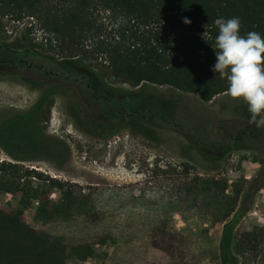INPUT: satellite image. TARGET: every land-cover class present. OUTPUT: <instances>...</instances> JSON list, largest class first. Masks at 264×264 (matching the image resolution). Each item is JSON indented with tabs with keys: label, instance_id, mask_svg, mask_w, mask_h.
I'll return each instance as SVG.
<instances>
[{
	"label": "rangeland",
	"instance_id": "1",
	"mask_svg": "<svg viewBox=\"0 0 264 264\" xmlns=\"http://www.w3.org/2000/svg\"><path fill=\"white\" fill-rule=\"evenodd\" d=\"M106 14L101 22L111 30L117 21ZM13 18L2 17L0 44L26 49L29 55L18 57L44 62L48 71L70 72L72 83L52 84L44 70L28 69L24 63L26 74L10 70L18 60L0 48V65L8 63V69H0V161L79 185L109 212L133 197L141 207L152 200L178 201L194 188L196 177L220 176L238 200L232 214L211 227L212 246L217 254L220 243L221 249L231 246L230 258L222 255L221 264H264V127L249 122L242 98L224 92L203 101L168 85L132 86L103 78L79 58L60 52L58 37L36 15ZM76 73L90 79L95 95L86 82H73ZM45 92L46 100L53 101L48 105L44 100L39 109ZM118 98H129V110L136 111L121 122L124 103ZM0 205L22 207L19 196L2 189ZM36 206L24 213L39 228ZM185 224L176 213L167 227L172 231ZM118 234L114 228L113 235ZM116 250L118 243L111 240L90 259L70 256L67 264H109Z\"/></svg>",
	"mask_w": 264,
	"mask_h": 264
},
{
	"label": "trees",
	"instance_id": "2",
	"mask_svg": "<svg viewBox=\"0 0 264 264\" xmlns=\"http://www.w3.org/2000/svg\"><path fill=\"white\" fill-rule=\"evenodd\" d=\"M105 13L117 21L115 28L107 30L101 22ZM23 14L36 15L58 37L60 52L103 78L168 85L203 101L228 88L227 79L212 71L215 19L239 17L241 35L255 31L264 37V0H0V28L2 17L19 20ZM47 97L45 92L39 109ZM195 183L178 201L152 200L141 207L133 197L109 212L79 185L0 161V189L19 196L22 206L0 205V264H67L70 256L86 261L111 240L118 250L109 264H221L222 255L230 258L231 246L221 249L220 243L217 254L210 229L232 214L238 199L220 176H198ZM35 202L39 228L24 213ZM176 213L186 224L171 231L167 225Z\"/></svg>",
	"mask_w": 264,
	"mask_h": 264
},
{
	"label": "clouds",
	"instance_id": "3",
	"mask_svg": "<svg viewBox=\"0 0 264 264\" xmlns=\"http://www.w3.org/2000/svg\"><path fill=\"white\" fill-rule=\"evenodd\" d=\"M184 23L191 21L185 18ZM214 23L218 34L211 44L216 55L212 71L227 79L231 98L246 103L249 122L264 127V37L255 31L241 35L239 17H220Z\"/></svg>",
	"mask_w": 264,
	"mask_h": 264
},
{
	"label": "flooded vegetation",
	"instance_id": "4",
	"mask_svg": "<svg viewBox=\"0 0 264 264\" xmlns=\"http://www.w3.org/2000/svg\"><path fill=\"white\" fill-rule=\"evenodd\" d=\"M0 48L8 49L11 53H13V59L18 60L15 64H12V66L10 67V70L17 71V72H22V73L26 74V71H25L24 67L22 66L23 63H24V64H26V67L28 69H30L31 67H34L38 71L44 70L46 72V74L49 76L48 80L50 82H52V84H53V82H59L60 84H62V83H72V82L68 81L70 76L72 75L70 72L68 74H65L64 71H58V70L56 71L54 69H51V70L48 71L45 68L46 67V63H44V62L41 63V64H37V63H34V62H29L28 59L25 58V55H27V56L29 55V53L27 52L26 49H16V48H13V47H8L5 44H0ZM21 53H25V55L24 56L22 55L21 57L20 56L18 57V55L21 54ZM1 66H4L5 69H2ZM0 69L1 70L8 69V63L4 62V64H1L0 65ZM73 75L75 76L73 82H76L77 85L79 84V86L82 83L86 82V87L92 89L93 90V95H95L96 90H95V88L91 87L92 85L90 84V79L86 78V75L82 76V78H81V76L79 77L80 74H78V73L73 74ZM118 99L124 103V111H125V113L120 115V117H119L120 118V122L122 120H124L125 118H129V117H131V116L136 114V111L131 112L129 110V104H130L129 98H118ZM46 102L48 103V99L46 100Z\"/></svg>",
	"mask_w": 264,
	"mask_h": 264
},
{
	"label": "built area",
	"instance_id": "5",
	"mask_svg": "<svg viewBox=\"0 0 264 264\" xmlns=\"http://www.w3.org/2000/svg\"><path fill=\"white\" fill-rule=\"evenodd\" d=\"M32 17V16H31ZM30 25L32 26V23H30Z\"/></svg>",
	"mask_w": 264,
	"mask_h": 264
}]
</instances>
